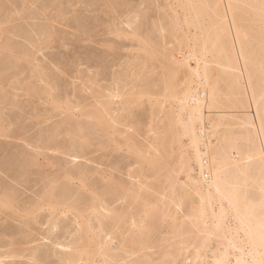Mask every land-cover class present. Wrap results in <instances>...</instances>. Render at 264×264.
Instances as JSON below:
<instances>
[{"label": "bare ground", "instance_id": "bare-ground-1", "mask_svg": "<svg viewBox=\"0 0 264 264\" xmlns=\"http://www.w3.org/2000/svg\"><path fill=\"white\" fill-rule=\"evenodd\" d=\"M84 1L44 5L32 53L0 24V264H264V0ZM78 41L106 63L70 91L73 56L36 59ZM11 106L56 123L28 137Z\"/></svg>", "mask_w": 264, "mask_h": 264}, {"label": "rangeland", "instance_id": "rangeland-1", "mask_svg": "<svg viewBox=\"0 0 264 264\" xmlns=\"http://www.w3.org/2000/svg\"><path fill=\"white\" fill-rule=\"evenodd\" d=\"M3 1V2H2ZM6 1V2H5ZM9 2H7V0H0V5L2 6L3 5V7H4V11L2 12V10L0 11V13L2 14V13H4V14H2V16L3 17H5V18H3V17H0V24H2V27L3 28H6V26L8 27L9 26V28H7L9 31H12V30H14L15 29V31L17 32V34H18V36H14L13 34H10L8 37L10 38V36H11V38L9 39L8 37H6L5 38V40H7V38H8V43L10 44V45H12V47L15 49V46H16V44L19 46V48L20 47H22V50L23 49H25V51H28V52H30L31 51V53L32 52H35L36 51V46L37 45H39V44H41L44 40H41V39H44V36L46 37L47 35L46 34H44L45 32H44V30H46V33H47V31H48V26L47 25H50L49 24V21L48 20H46V18H45V16L43 15V6L45 5V7L47 6V7H49V9L51 8V7H53V8H51V9H53V10H51L50 11V13L51 14H54L55 13V11H56V9H57V11H58V7H59V5L60 6H63L62 4H63V1L62 0H54V2H52L53 0H16L15 2H14V0L12 1V0H8ZM19 2V4H18V2ZM24 1V2H23ZM50 1V2H49ZM10 2H11V4H10ZM24 4H23V3ZM25 2H26V5H25ZM59 2V3H58ZM79 2V3H78ZM92 2H93V0H92ZM6 3V4H5ZM8 3V4H7ZM13 3H14V5H13ZM47 3H48V5H47ZM73 3V5H72V7H73V9H72V7H71V4ZM94 3V2H93ZM43 4V5H42ZM53 4H55V7H54V5ZM95 4V3H94ZM5 5H6V8H5ZM11 5H13V6H11ZM16 5V6H15ZM21 5H23V6H21ZM29 5V6H28ZM50 5H52L51 7H50ZM56 5H58V7L56 6ZM67 5V7H70V8H68L69 9V11H72L71 13H69V15H67V18H69L70 17V19L69 20H71L72 18H73V16L74 17H78V16H76V15H81V19H83L82 17L84 16V18L85 17H88L87 19H88V22L89 21H91L92 20V18L95 16V12H92V10H95V6L94 5H92L93 7L91 8V6L89 7L88 6V3L87 2H80V0L78 1L77 0V2H76V0L74 1L73 0V2H70V3H68V4H66ZM79 5V6H78ZM96 5V4H95ZM11 6V7H10ZM41 6V7H40ZM74 6L76 7V8H74ZM77 6L78 7H80L81 9H83V11H85L83 14H82V11L80 10V9H78L77 8ZM44 7V8H45ZM24 8H26V9H24ZM41 8V9H40ZM54 8H55V10H54ZM97 8V7H96ZM2 9V8H1ZM11 9V10H10ZM39 9H40V11H39ZM75 9H76V11H75ZM78 10V11H77ZM8 11V12H7ZM11 11V12H10ZM56 11V12H57ZM54 12V13H53ZM89 12H92L91 14L89 13ZM105 12V11H104ZM104 12H102V13H104ZM38 13H41V15H39ZM75 13H76V15H75ZM106 13V12H105ZM1 14H0V16H1ZM11 14V15H10ZM35 14V15H34ZM57 13H55V15H56ZM85 14H86V16H85ZM7 15V16H6ZM34 15V16H33ZM37 16V17H36ZM39 16V17H38ZM40 16H42V17H40ZM57 16V15H56ZM69 16V17H68ZM91 16V17H90ZM103 16V19H107L108 20V18L109 17H107L106 16V14H101V17ZM7 17V18H6ZM32 17H34V18H32ZM72 17V18H71ZM80 17V16H79ZM32 18V19H31ZM36 18V19H35ZM40 18V19H39ZM9 19L10 20H12V21H9ZM42 19V20H41ZM4 20V21H3ZM6 20V21H5ZM93 20H94V18H93ZM8 21V22H7ZM47 21V22H46ZM66 21V22H65ZM63 20V22L66 24V23H68V21L67 20ZM3 22V23H2ZM6 22V23H5ZM92 22V21H91ZM11 23V24H10ZM47 23V24H46ZM33 24H35V25H33ZM44 24V25H43ZM45 24H46V26H47V28H45ZM3 25H5V27L3 26ZM33 25V26H32ZM41 25H43L42 27H40ZM55 25H57V27H59V29H64L63 31L65 32L66 30L68 31V33H72L71 34V38H72V36H73V38L72 39H74L75 40V35H74V32L75 31H70V29H68L67 27H65V25H58V24H55ZM14 27V29H12L13 27ZM17 26V29L15 28ZM32 26V27H31ZM37 26V27H36ZM11 27V28H10ZM23 29H22V28ZM26 27V29H27V31H25L26 29H24ZM35 27H36V29H35ZM61 27V28H60ZM18 28H20L19 30H18ZM40 28V29H39ZM11 29V30H10ZM32 29V30H31ZM18 30V31H17ZM34 30V31H33ZM35 30H37V31H35ZM40 30V31H39ZM21 33H20V32ZM25 31V32H24ZM29 31V32H28ZM39 31V32H38ZM66 31V32H67ZM13 33H14V31H12ZM11 32V33H12ZM15 32V33H16ZM32 32H33V34H32ZM41 32V33H40ZM43 32V33H42ZM25 33V34H24ZM27 33V34H26ZM37 34V35H34V34ZM33 36H32V35ZM44 34V35H43ZM23 35H25V37H23ZM28 35V36H27ZM31 35V36H30ZM38 35H40V39H38L39 38V36ZM42 35V36H41ZM22 36V37H21ZM108 36V35H107ZM106 36V37H107ZM112 35H110L109 36V38L111 37ZM3 37V36H2ZM26 37H27V39H29V40H26ZM4 38V37H3ZM104 39V37L102 36L100 39ZM112 38V37H111ZM26 40V41H25ZM30 40H31V42L33 41V40H35L34 42L36 43H31L30 42ZM39 40V41H38ZM41 40V41H40ZM115 40H117V39H115ZM119 40V42L120 41H124V42H126L125 40H120V39H118ZM117 40V41H118ZM30 42V43H29ZM82 41H80V43H81ZM39 43V44H38ZM79 43V41L76 43V42H74L72 45L75 47V46H77L76 47V49L72 46V45H66L64 48H61V49H59V48H57L58 46H57V44L55 43V45L53 46V45H51V47L52 48H55V49H52V48H49L50 50H48L47 48H45V47H47V46H44L43 47V45H42V49H44L45 48V50L43 51V53H44V56H42L43 54L42 53H38L36 56H37V59L38 58H40V59H36V62L38 61L39 62V60H42L43 62L44 61H47V60H49L48 59V57H51L50 59H52V57L54 56V54L56 55V54H58L59 53V55H56L57 57L58 56H60V55H63L62 57H64V55H67V53H68V55L70 54L71 56H75V58H76V60L72 57V59H73V61H74V64L72 65V64H70L69 66H68V71H69V73H70V75L68 74L66 77L64 76V77H62L61 79H63V81H61V83L62 82H64L65 83V85H66V83H67V86H69L68 88H66L67 90H70V89H72V87H73V85L70 87V85L71 84H73L74 82L77 84V83H80L81 84V77H84L83 75H87V76H89V75H95V73H96V71H99L100 69V66H99V64H100V62L102 63V60H99L101 57H102V55H105V54H103V52H104V50L106 49L105 47H103V46H105V44H99V43H97L96 44V42H94V44L93 43H91V42H88V43H81L80 44ZM91 43V44H90ZM13 44H14V46H13ZM82 44H84V45H82ZM90 44V50H91V48H92V52H90V50L89 49H87V46ZM21 45V46H20ZM24 45V46H23ZM34 45V46H33ZM80 45H82V46H86L85 48L84 47H82V46H80ZM100 45V46H99ZM103 45V46H102ZM89 47V46H88ZM16 48H17V46H16ZM18 48V49H19ZM82 48V49H81ZM21 49V48H20ZM26 49H29V50H26ZM35 49V50H34ZM75 49V50H74ZM81 49V50H80ZM95 49V50H94ZM104 49V50H103ZM83 50V51H82ZM89 50V51H88ZM107 50V49H106ZM106 50H105V52L104 53H106ZM124 50H126V49H124ZM61 51V52H60ZM45 52H46V54H47V56L48 57H46V55H45ZM76 54H75V53ZM83 52H85V54H86V56H85V54L83 53ZM88 53V54H87ZM94 54L95 56H93L92 54ZM101 53V54H100ZM124 53V52H123ZM125 53H127L128 54V52L127 51H125ZM124 53V54H125ZM40 54V55H39ZM42 54V55H41ZM100 54V56H99V58L97 59V57H98V55ZM70 55H69V57H70ZM88 55H89V57L90 56H93V58H92V60H94V62H95V60L97 59V66H94L95 64H94V62H93V64H92V62L89 64V65H93L94 67H90L91 69H89L88 68V66L85 64V65H82L83 64V61H81V59L82 58H89L88 57ZM96 55H97V57H96ZM81 56V57H80ZM55 57V56H54ZM61 57V56H60ZM62 57H61V59H62ZM47 59V60H46ZM80 60V61H79ZM83 60V59H82ZM84 60H86V59H84ZM65 61V60H64ZM76 61V62H75ZM100 61V62H99ZM6 62L7 63H5L4 62V64L2 63V61L0 62V64L2 63V65H7V67H9L8 66V61L6 60ZM35 62V61H34ZM35 62V63H36ZM40 63H41V61H40ZM40 63H36V65L38 64V65H41ZM47 64H48V61L46 62ZM81 63V64H80ZM106 62H103L102 64H105ZM102 64H100V65H102ZM2 65H0V68H6V65L4 66V67H2ZM9 65H12V63L10 64L9 63ZM99 66V68L97 69V67ZM23 67H25L26 68V70H27V68H28V70L30 69L31 71L33 70V67L32 66H30V68H29V65L27 66L26 64H24V66ZM8 69V68H7ZM5 70L6 69H0V74H1V72L2 73H4L5 72ZM23 71H18V73H19V75H20V78L19 77H17V78H19V81H21L22 80V82H23V84L21 85V86H25V83H24V79L27 81H25L26 82V86L28 85L27 83H29V81H30V83H29V85L32 83H34V85H36V83H37V86H39L38 85V83H40V82H36V80L35 79H31V72H30V70L27 72V71H25L24 70V68L22 69ZM85 70V73H83L82 71H84ZM23 72H25L24 74H23ZM21 73L23 74V75H25V77L26 76H30V79L31 80H33V82L31 81V80H27V79H29V78H24L23 77V75H21ZM28 73V74H27ZM80 73H82V74H80ZM71 74H72V76H71ZM18 75V76H19ZM79 75H80V77H79ZM82 75V76H81ZM76 76V77H75ZM79 77V79L80 80H78V77ZM92 77V76H91ZM21 79V80H20ZM36 83H35V82ZM64 83H62V85H64ZM74 83V84H75ZM103 83H105V82H103ZM31 84V85H32ZM41 85L43 84V83H40ZM75 84V85H76ZM64 85V86H65ZM79 85V84H78ZM64 86H62V88H63V90H64ZM42 87H44V84H43V86ZM75 87V86H74ZM74 87H73V89H74ZM24 88V87H23ZM26 88V87H25ZM73 89L72 90H70V91H73ZM12 91H13V93H15L16 95H17V97H15V98H13V100H12V102H20L22 99H24V100H26V101H24L23 100V104L25 103V105H27L28 103H27V101L29 102L30 100H31V98H29L26 94V92H24V94H21V92H22V90H20V93H19V91H18V93H17V91L15 90H13L12 89ZM24 91V90H23ZM89 90H87V92L86 93H89L88 92ZM23 93V92H22ZM59 93H62V92H59ZM19 95H21V98H20V96ZM23 95V96H22ZM24 96H26V97H24ZM44 96V95H43ZM20 99H19V98ZM46 97V96H45ZM18 98V99H17ZM28 98H29V100H28ZM46 99V98H45ZM10 101H11V99H10ZM10 101H8V103H12V102H10ZM33 101H35L36 102V100H35V98H34V100ZM41 101H43V100H37V104L35 105L36 107H37V110H39V111H37V112H40L42 115H47V113L48 112H51V108H48V111H47V107L49 106L48 104H49V102H47L48 104V106L46 105V103H44V101L43 102H41ZM43 103V104H40V103ZM13 104H15V103H13ZM49 107H51V105L49 106ZM8 108H10V110L9 111H5L6 113H9L10 112V115L11 114H13L14 115V117H16V118H18L19 119V121L20 122H22V123H17V125H19V124H22L23 125V122H25V120H27V118H24L23 116H25V117H30V119L31 120H29L28 119V121L27 122H25L26 123V125L29 123V125L31 124V127L30 126H28L29 127V130L30 131H28V128H27V132L26 131H24L25 132V135L26 136H33L34 134H35V131H36V133L38 132V130H39V128L41 127H46L47 128V126H49V127H51L50 125L51 124H55L56 123V120L54 119H52L51 121H53V122H51V121H49L50 122V124L49 125H47V123H49V122H45L46 124H43V125H39V126H37L38 124V122H40L41 121V123L43 122V119L44 118H40V119H42V120H40V119H38V120H36V117L34 116L37 112L35 111V110H33L32 108H30L31 110L29 111L28 109H26L25 111H27L26 113L25 112H23V113H25V114H23L22 113V111H21V113L19 112L20 110H19V108H18V111H17V109H16V107H14V109L15 110H13V108H12V106L11 107H8ZM42 108H44V109H42ZM11 109L13 110V111H11ZM42 109V110H41ZM33 110V111H32ZM44 110H46L47 111V113L44 111ZM19 112L18 114H20V115H22L21 116V119H20V115H17V114H14L15 112ZM32 111V112H31ZM34 111H35V114H34ZM42 111H44V112H42ZM59 111H61V109L60 110H55V111H53V112H57V114H55L54 113V115L56 116L57 115V118H58V120L60 119L61 120V118L60 117H63V116H60V114H59ZM16 112V113H17ZM28 112H29V114H30V112L32 113V115H27L28 114ZM44 113V114H43ZM16 115V116H15ZM45 115V116H46ZM59 115V116H58ZM19 116V117H18ZM31 116H32V118H31ZM33 117H35L34 119H33ZM56 118V117H55ZM56 118V119H57ZM9 119V118H8ZM24 121H23V120ZM17 120V119H16ZM57 120V121H58ZM35 121H37V122H35ZM33 122H34V124H33ZM24 123V124H25ZM44 123V122H43ZM53 124V125H54ZM37 127L36 129H38V130H35V127ZM47 125V126H46ZM19 126H21V125H19ZM16 127V126H15ZM33 127H34V129H33ZM39 127V128H38ZM14 128V127H13ZM32 128V129H31ZM22 134H24V133H22ZM27 137V138H28ZM32 138V137H31ZM2 138H0V140H1ZM3 140V139H2ZM5 141H7L6 139L5 140H3V142H5ZM12 141V140H11ZM10 140H9V143L11 142ZM13 142H15L14 144H13ZM19 142H21L23 145H25L24 143H23V141H18V140H15V141H12L11 142V144L12 145H15L16 143H17V146L15 145L14 146V148H16V149H18L17 147H18V144H19V147H23L22 146V144L21 143H19ZM8 143V142H7ZM14 148H13V151H15L14 150ZM12 149V148H11ZM29 149H31V148H29ZM19 150V149H18ZM32 151V150H31ZM6 155V154H5ZM5 155H3L4 157H5ZM2 156V157H3ZM2 157H0L1 158V160L0 161H2V159L3 160H5L4 158H2ZM6 159H7V157H5ZM6 161V160H5ZM35 173V172H34ZM3 175V176H2ZM36 175V174H35ZM0 176H1V178L0 179H4V180H8V181H10L11 183H12V180H10L9 179V177H7L6 175H4V174H1L0 173ZM45 181V182H44ZM44 181L43 180H40V182L41 183H45V184H47V179H44ZM40 183V184H41ZM40 184H38V185H40ZM43 184H41V186H43ZM40 186V187H41ZM39 187V186H38ZM21 189H24V188H20V191L22 192V190ZM33 190H36V189H33ZM32 190V191H33ZM29 190H23V192H25L24 194L26 195V198L29 196V195H31L32 193H34V191L33 192H31V191H29ZM22 192V193H23ZM28 194V195H27ZM25 195H23V197L25 198ZM30 198H32V199H34V195H32V196H29V198L28 199H30ZM31 199V200H32Z\"/></svg>", "mask_w": 264, "mask_h": 264}]
</instances>
